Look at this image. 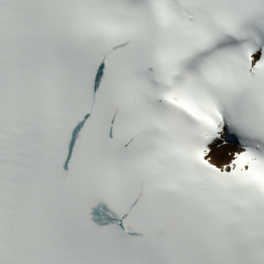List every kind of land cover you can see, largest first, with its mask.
Returning a JSON list of instances; mask_svg holds the SVG:
<instances>
[{"label": "snow or ice", "instance_id": "snow-or-ice-1", "mask_svg": "<svg viewBox=\"0 0 264 264\" xmlns=\"http://www.w3.org/2000/svg\"><path fill=\"white\" fill-rule=\"evenodd\" d=\"M0 264H264V0H0Z\"/></svg>", "mask_w": 264, "mask_h": 264}]
</instances>
